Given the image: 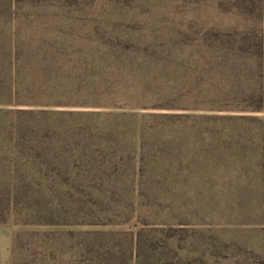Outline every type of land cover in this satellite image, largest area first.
I'll use <instances>...</instances> for the list:
<instances>
[{
  "label": "rangeland",
  "instance_id": "obj_1",
  "mask_svg": "<svg viewBox=\"0 0 264 264\" xmlns=\"http://www.w3.org/2000/svg\"><path fill=\"white\" fill-rule=\"evenodd\" d=\"M262 109L264 0H0V264H264Z\"/></svg>",
  "mask_w": 264,
  "mask_h": 264
},
{
  "label": "crops",
  "instance_id": "obj_2",
  "mask_svg": "<svg viewBox=\"0 0 264 264\" xmlns=\"http://www.w3.org/2000/svg\"><path fill=\"white\" fill-rule=\"evenodd\" d=\"M259 115L262 117L261 120V137H262V158L264 160V109L259 113Z\"/></svg>",
  "mask_w": 264,
  "mask_h": 264
},
{
  "label": "trees",
  "instance_id": "obj_3",
  "mask_svg": "<svg viewBox=\"0 0 264 264\" xmlns=\"http://www.w3.org/2000/svg\"><path fill=\"white\" fill-rule=\"evenodd\" d=\"M259 109H261V106L259 107Z\"/></svg>",
  "mask_w": 264,
  "mask_h": 264
}]
</instances>
